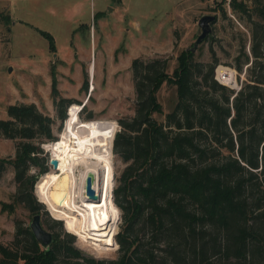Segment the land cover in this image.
<instances>
[{"label":"trees","instance_id":"16d2710c","mask_svg":"<svg viewBox=\"0 0 264 264\" xmlns=\"http://www.w3.org/2000/svg\"><path fill=\"white\" fill-rule=\"evenodd\" d=\"M246 1H229L254 25L255 59L249 81L240 88L231 82L235 77L237 84L240 81L241 58L251 60L245 45L236 57L237 76L221 65L212 46L210 62L197 60L189 48L182 50L172 73L167 71L169 58L162 55L132 60L136 111L118 120L121 129L114 140L115 152L129 162L115 189L114 200L125 217L117 234L119 258L84 256L69 232L65 238L54 233L46 250L30 226L23 227L18 220L14 241L0 242V264H64L59 261L62 253L74 264H246L264 257V26L252 20ZM250 1L264 19V0ZM0 20L12 18L1 12ZM39 31L56 51L53 35ZM52 75L53 102L63 123L68 106L75 108L77 100L62 96L54 70ZM88 84L87 77L83 85ZM165 84L177 88V101L159 121L154 114L163 112L158 93ZM7 113V119H0V134L20 142L15 156L0 157V177L13 166L14 203L24 204L33 215L41 214L45 206L34 190L49 171L41 143L59 139L53 132L55 118L35 103L11 104ZM33 166H38L37 173H31ZM48 220L62 229L61 220ZM206 221L211 229L201 224ZM136 224L141 226L138 231ZM145 238L156 246L146 247Z\"/></svg>","mask_w":264,"mask_h":264},{"label":"rangeland","instance_id":"374dc122","mask_svg":"<svg viewBox=\"0 0 264 264\" xmlns=\"http://www.w3.org/2000/svg\"><path fill=\"white\" fill-rule=\"evenodd\" d=\"M229 1L0 0V13H9L12 18L10 22L0 20V119L5 117L10 104L35 102L40 111L55 118L53 132L59 137V141L64 133L71 106H68L70 110L67 108V118L62 123L57 116L52 96L54 70L61 95L76 99L74 104L82 106L80 109L82 123L105 121L116 127L117 133L121 129L118 120L132 117L136 111L132 59L156 55L168 57L167 71L172 73L177 65L178 55L182 50L192 47L200 34L198 22L204 14H214L217 20L212 23L209 40L201 43L204 44L203 49L199 50L200 44L195 51L196 59L210 62L212 46L221 65L233 69L237 76L236 57L245 45L251 60L247 63L244 57L241 58L243 70L240 81L237 84L235 77L231 82L232 87L240 88L243 83L249 81L250 66L255 59L251 52L254 25L249 16L234 10ZM246 2L252 10V20H257L264 26V19L255 12L253 2L250 0ZM96 14L97 21L94 18ZM38 28L55 36L59 49L58 51L56 48L59 52L56 56L57 52L50 50L48 39ZM77 28L78 32L73 35ZM72 43L75 45L72 46ZM70 48L71 54L67 59L64 56L68 54ZM91 65L96 68L94 79L90 74ZM87 77L89 84L86 88L83 84ZM93 83L95 90L91 94ZM90 95L92 97L88 100ZM158 97L163 105V112L155 113L154 117L164 121L166 114L177 101V88L165 84L160 89ZM91 113L92 118L89 117ZM61 124L62 127L59 129ZM114 140L111 150L113 163L111 195L112 202L118 210V221L112 230L102 234L101 238L92 240L90 237H80L72 229L67 228L66 222L54 217L47 205L39 199L36 193L37 183L34 190L38 200L45 206L44 211H47L41 213L44 227L53 234L60 233V238H65V232L73 234L75 236L72 238L73 245L80 249L84 256L104 261L119 258L117 234L125 225L123 211L114 199L115 189L119 186L129 162L115 152ZM18 142L19 139H9L0 134V157L15 156ZM53 143L55 141L41 143L45 150L44 155L47 154L49 166L47 175L57 173L50 164L52 155L49 147ZM38 170V166H33L31 173H37ZM81 172L82 167H79L76 171L78 182ZM45 175H41V181ZM16 190L14 169L9 165L0 177V242L7 245L15 239L17 221L26 227L31 224L34 216L24 204L14 203ZM4 204L8 206L4 207ZM48 218L61 220L62 229L58 224L49 222ZM85 220L81 217L83 223ZM201 224L211 229L208 221ZM140 228L141 226L136 224L134 230L138 231ZM210 234L208 232L206 238L210 239ZM144 243L148 248L156 246L150 238H145ZM156 250L160 251L157 247ZM70 259L72 257L69 258L63 253L59 255L61 263L74 264L75 261ZM246 264H264V257L260 256L255 262L249 261Z\"/></svg>","mask_w":264,"mask_h":264},{"label":"bare ground","instance_id":"6f19581e","mask_svg":"<svg viewBox=\"0 0 264 264\" xmlns=\"http://www.w3.org/2000/svg\"><path fill=\"white\" fill-rule=\"evenodd\" d=\"M95 69L94 65L90 66L93 79ZM94 90L93 83L91 94ZM87 99L85 103L88 102ZM81 107L76 106L70 110L61 139L49 147L52 157L59 162L58 168L53 167L57 173L45 175L38 184L36 193L54 217L66 222L67 228L80 237L96 240L102 234L110 232L118 221V210L111 195V150L116 127L105 121L82 123ZM79 167H82L80 182L76 174ZM90 171L96 174L94 188L99 199H89L85 193V177ZM81 217L86 219L85 223L81 221Z\"/></svg>","mask_w":264,"mask_h":264},{"label":"water","instance_id":"95a60500","mask_svg":"<svg viewBox=\"0 0 264 264\" xmlns=\"http://www.w3.org/2000/svg\"><path fill=\"white\" fill-rule=\"evenodd\" d=\"M216 20L217 16L214 14H204L201 16L198 22L200 34L198 35L196 41L193 43V46L189 48L190 50L195 52L198 49L199 45L203 43L208 36H210V34L212 33V23H214ZM50 162L55 169L58 168L59 162L56 158L51 157ZM95 181V172H88L85 177V192L87 198L89 199L100 198L99 194L95 191L94 188ZM29 226L40 245L44 249L50 250L54 241V234L44 227L42 223V215L40 213L33 216L32 222Z\"/></svg>","mask_w":264,"mask_h":264},{"label":"crops","instance_id":"0c3cea01","mask_svg":"<svg viewBox=\"0 0 264 264\" xmlns=\"http://www.w3.org/2000/svg\"><path fill=\"white\" fill-rule=\"evenodd\" d=\"M112 10V9H111ZM94 18H95V16H94ZM101 19V18H100ZM95 21H97V19H95ZM99 22V21H98ZM16 23V22H15ZM82 26V25H81ZM81 26L79 27V28H81ZM79 28H77V29H75L74 31H73V35H76V33L78 32V30H79ZM38 30H42V29H40V28H38ZM45 31V30H44ZM47 32H49V31H47ZM52 34V33H51ZM53 35V34H52ZM53 37H54V39H55V36L53 35ZM55 45H56V48H57V50L59 51V49H58V47H57V44H56V39H55ZM73 45H75L74 43H72V46ZM50 48V47H49ZM51 50V49H50ZM69 52H68V54L66 55V56H64L65 58H67V59H69V56H70V52H71V48L68 50ZM57 52V51H56ZM73 52V51H72ZM59 52H57L56 53V55L58 54ZM55 55V56H56ZM142 57H144V56H142ZM148 57V56H147ZM134 59V58H133ZM132 59V60H133ZM89 93V92H88ZM62 96H64V95H62ZM64 97H66V96H64ZM67 98H69V97H67ZM35 103V102H34ZM11 105V104H10ZM5 117L7 118L8 117V113H7V110H6V115H5ZM5 117H3V119H6Z\"/></svg>","mask_w":264,"mask_h":264}]
</instances>
